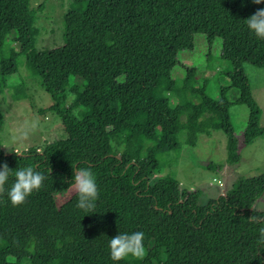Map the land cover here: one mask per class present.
<instances>
[{"label":"trees","instance_id":"obj_1","mask_svg":"<svg viewBox=\"0 0 264 264\" xmlns=\"http://www.w3.org/2000/svg\"><path fill=\"white\" fill-rule=\"evenodd\" d=\"M70 1L63 45L36 51V23L44 3L31 9L30 0H0V92L9 87L23 56L28 72L51 96L50 110L59 115L65 136L41 151L31 148L21 154L5 155L0 144V163L12 170L0 189V264H113L108 239L135 231L144 233L145 256H129L119 264H264V213L254 209L264 193V174L237 178L224 196L205 204L201 192L183 189L172 177H158L164 157L180 149L188 111L243 105L248 118L241 143L264 137V127L258 126L261 112L242 68V57L249 55L257 56L264 70V40L250 35L244 22L264 4ZM103 33L111 36L113 47L103 43ZM196 36L209 45L219 39L221 60L230 66L224 73L229 86L217 100L187 78L178 90L173 79L178 54L191 51ZM53 73L59 76L52 79ZM165 81L173 128L146 135L143 127ZM232 89L238 92L233 103L227 97ZM70 95H76L75 101L66 107ZM195 97L197 103L192 102ZM222 120L226 163L233 167L240 162V143L230 120ZM2 127L0 112V131ZM125 147L142 157L133 160L121 153ZM27 166L45 179L39 191L14 207L6 192L14 171ZM74 167H87L95 175L99 196L93 213L75 207L77 194L66 205H55V197L72 187Z\"/></svg>","mask_w":264,"mask_h":264},{"label":"rangeland","instance_id":"obj_2","mask_svg":"<svg viewBox=\"0 0 264 264\" xmlns=\"http://www.w3.org/2000/svg\"><path fill=\"white\" fill-rule=\"evenodd\" d=\"M44 3V11L38 14L36 29L38 37L35 50H50L63 45L64 18L69 9L70 0H30V8L35 9ZM10 38V32L4 28ZM74 33L79 35L78 25H74ZM107 47H113L110 35L101 36ZM242 68L247 77L252 97L260 109L259 127H264V70L257 56H243ZM167 71V66L161 68ZM229 64L221 60V41L216 39L208 44L203 36L194 38L193 49L178 54L177 65L173 71V79L178 90L182 81L189 79L192 86H205L206 95L214 100L220 98V91L229 86L226 72ZM52 79L59 74L53 73ZM80 91V90H79ZM159 94L154 113L143 132L151 135L157 128L172 130L173 122L166 102L168 82L158 89ZM189 93V89L185 90ZM74 96H68L66 107L73 104ZM229 102L238 98L235 89L227 94ZM175 99V97L173 98ZM192 102L197 103L198 98ZM53 105L51 96L45 92L37 76L31 75L25 67L24 57L17 59V73L9 81V87L0 92V112L3 116V127L0 131V144L5 155L12 152L21 154L28 149L41 151L44 146L56 140L64 139L61 119L50 110ZM87 113H91L88 106ZM222 117L230 120L233 132L239 141L238 153L240 162L236 166L226 163V138L221 131ZM248 118L247 108L233 105L229 109H206L201 112L188 111L184 115V132L180 141V149L165 156L158 177H172L183 189L201 192V204L226 193L233 182L241 178H252L264 174V137L255 139L249 145H243L241 139ZM225 120V121H226ZM222 122V123H221ZM129 153L136 160L142 154L125 147L121 153ZM208 165L213 167L208 168ZM76 194L72 186L55 197V205L60 208ZM256 211L264 213V193L254 205Z\"/></svg>","mask_w":264,"mask_h":264},{"label":"clouds","instance_id":"obj_3","mask_svg":"<svg viewBox=\"0 0 264 264\" xmlns=\"http://www.w3.org/2000/svg\"><path fill=\"white\" fill-rule=\"evenodd\" d=\"M255 5L264 4V0H252ZM245 22L247 32L259 40H264V8H259ZM12 170L6 164L0 163V189L9 181ZM45 176L34 166L21 167L14 171V179L6 192V197L12 206H19L34 192L42 188ZM70 183L77 194L75 207L85 213H93L99 192L94 173L87 167H74ZM264 235V229L260 230ZM144 233H119L108 239L109 258L113 264L131 256L142 260L146 250Z\"/></svg>","mask_w":264,"mask_h":264},{"label":"crops","instance_id":"obj_4","mask_svg":"<svg viewBox=\"0 0 264 264\" xmlns=\"http://www.w3.org/2000/svg\"><path fill=\"white\" fill-rule=\"evenodd\" d=\"M225 194V193H224ZM224 194H221V195H223L224 196Z\"/></svg>","mask_w":264,"mask_h":264}]
</instances>
